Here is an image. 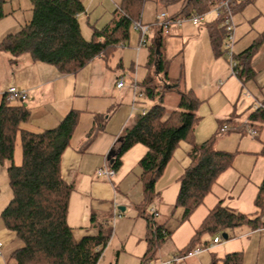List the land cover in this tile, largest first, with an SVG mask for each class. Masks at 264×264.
<instances>
[{
	"label": "trees",
	"instance_id": "obj_1",
	"mask_svg": "<svg viewBox=\"0 0 264 264\" xmlns=\"http://www.w3.org/2000/svg\"><path fill=\"white\" fill-rule=\"evenodd\" d=\"M8 1L11 0H0V19L6 16L4 5ZM32 1V18L19 32L10 33L1 41L0 51L8 52L12 63H17L21 55L28 54L32 60L52 64L63 73H76L97 57L109 60L120 43L129 39L134 23L141 22L146 0H122L112 20L103 28H95L90 39L85 38L79 21L80 14L86 11L81 0ZM219 1L187 0L179 12L170 15V18H188L196 13L208 12ZM221 22L218 18L210 29L212 48L217 55L224 54L226 41ZM262 44L264 31L247 49L235 55L237 74L242 82L254 76L250 63ZM162 55V50L160 55L156 54L153 41L149 68L157 75L159 83L149 78L141 85L140 93L154 103L145 113L141 111L134 115L131 125L124 129L118 147L109 154L110 166L118 171L122 166V157L133 146L141 144L147 148L138 162L143 197L135 205L138 214L147 222V251L143 263L155 260V253L171 235L165 223L157 222L148 208L157 195L156 182L163 175L180 142L191 144V164L179 178L180 190L174 205L175 208L184 209L183 222L204 203L219 176L232 166L235 156L233 152L216 148L217 135L201 144L196 142L195 130L201 118L197 110L201 101L192 91H180L177 107L167 112L164 99L167 90L173 87ZM261 103V107L252 109L247 122H241L225 133L246 131L248 126L262 128L264 101ZM29 116L30 109L26 104L12 103L4 96L0 104V162H10L8 174L12 197L1 217L6 227L15 231L24 243L23 247L12 253L10 259L14 264H98L112 237V227L102 226L97 235L77 240L67 221L75 185L64 180L61 163L78 125L80 113L72 110L57 127L41 131L23 127ZM233 122L234 118L221 121L218 133L222 132L224 124ZM104 124V120H96V125L83 142L82 150L104 129ZM17 140L22 149L20 164L14 161ZM261 155L264 156V144ZM254 204L258 210L254 216H250L218 202L209 210L188 244L177 254L209 246V241L202 240L205 234L216 236L217 233H226L229 240L232 238L230 231L242 226L248 227L250 232L264 229V178L258 185ZM211 264H244V253L235 251L223 257L213 256Z\"/></svg>",
	"mask_w": 264,
	"mask_h": 264
},
{
	"label": "crops",
	"instance_id": "obj_2",
	"mask_svg": "<svg viewBox=\"0 0 264 264\" xmlns=\"http://www.w3.org/2000/svg\"><path fill=\"white\" fill-rule=\"evenodd\" d=\"M81 1L86 11L80 14L79 21L82 16H86L89 20L87 23L93 31L95 28L100 29L106 26L114 17V11L122 3V0ZM184 2V0H160L163 5L173 6L174 9L170 14L166 10H162V12L166 11L169 15H175L179 12ZM95 4L97 12L91 10ZM249 7H255L257 10L253 16H250L247 11ZM4 11L6 16L0 19V43L8 34L19 32L29 22L33 15V1H8L4 5ZM160 13L156 11L154 18L148 22L143 20L142 13L141 22L153 24ZM233 13L234 17L237 16L239 19V22L236 23L237 42L235 46V55H238L252 44L259 33L264 31V0L241 1L240 4L238 3L234 7ZM216 20L207 23V30L199 27L202 23L196 25L194 23L183 24V22L164 29L162 53L165 50L166 56L162 55V57L166 72L170 78V85L173 87L172 89L192 91L201 101L198 110L202 106L203 108H205V105L209 106L212 124L209 127L204 126V129L195 130L196 142H201V140H198L200 137H208L204 138V142L211 135H217L216 148L229 152L231 150L228 148L217 147V142L220 144L226 137L219 138V131L218 129L217 131L215 130V123L218 122L220 124L225 119L234 118L232 125L238 126L241 122L247 120L257 102L264 101V44L258 48L251 59L250 64L255 72L254 76L250 80L242 82L238 74H230L228 62L225 59L226 41H224L223 46L224 54L217 55L212 48L210 29ZM221 25L223 26L222 22ZM133 26L129 39L120 43L109 60L106 61L101 57H97L76 73H63L52 64L32 60L28 54L21 55L13 66L10 61V54L0 51V71L3 81L0 83V104L9 87L15 86L24 90L26 92L24 102L19 100L11 101L12 103H24L30 109L29 119L23 124L24 128L31 131L55 128L70 111L76 110L80 113L78 125L71 138L70 145L62 155L61 163L64 180L75 185V190L70 197L67 221L77 240L85 236L97 235L102 226L110 227V223L113 221L117 223L115 219L117 215H119V220L120 218L122 219L121 224L129 225V222L125 219L127 218L125 212L128 211V208L136 209L135 205L143 197L142 184L139 181L140 169L138 162L147 152V148L144 145L137 144L124 154L122 166L118 171H115L113 178L106 179L97 176L99 168L105 164L110 165V152L118 147V141L124 129L131 125L134 120L136 96L140 94L141 85L149 78L153 81L156 79L152 76V71L149 68L151 45L148 43L146 46L139 48L140 31ZM167 35L170 37L166 38ZM171 45H178L177 50L172 52L170 49ZM133 53H136L137 62L139 60V63H136V67L131 63L128 71L124 60L128 57L131 58ZM120 67L122 72H120ZM208 74L211 77L209 80H207ZM203 76H206V78H202ZM120 78L124 79L122 88L117 87V81ZM169 94H172V92L166 93L165 98ZM176 95L179 96L176 103L177 107L180 95L178 93ZM165 106L168 113L172 111L167 108L166 104ZM143 109L146 110V108ZM106 113L110 114L104 117ZM200 117L198 128L201 127L200 123L204 115ZM99 118H102V121L104 120V129L99 132L86 149L82 150L83 142ZM87 119L86 128L80 132L81 123L83 124ZM237 132L239 133V131ZM240 132L242 134L245 133L244 131ZM259 132L262 135L264 126L259 129ZM239 140L242 141V137ZM263 144L264 141L261 142L260 151ZM190 149L191 144L189 142H180L163 175L156 182L157 195L151 207H154L158 213L155 220L162 224L165 223L166 229L171 232L167 241L173 238L174 234L184 223L182 221L184 209L182 207L175 208L174 205L180 190L179 178L191 164ZM133 158L136 161L134 167L139 169V174L136 176L137 182L141 185V196L137 202L129 201L128 199L132 185V181L128 177L132 173V169L128 172L127 169L130 166H126L125 162H130ZM20 160H22V157ZM14 161L17 163L16 148ZM9 165V161L0 162V242L2 243L0 264H14L10 259L11 255L14 251L23 247L24 244L15 231L6 227L1 217L3 210L12 197L8 174ZM227 172L219 176L209 194H212L217 199L214 206L221 201L223 205L242 212L245 200L241 195L237 199L229 196L230 202H227L226 198H222L226 188L223 182L224 179L222 180L221 177H224ZM121 188L126 195L127 202L125 204L118 203V195ZM209 194L206 199L209 198ZM253 195L252 200L256 194ZM120 207H125V209L121 210L119 209ZM118 209L119 214H117ZM136 213L139 216L137 211ZM142 218L145 219L144 217ZM145 227V232H147L146 219ZM112 230L113 235V227ZM263 233L264 229H259L248 231L244 235L246 237L251 236V242L255 240L258 234L259 239L263 238ZM191 237L188 238L186 245ZM144 242L145 246L142 248V253L133 264H143L142 260L147 251L145 237ZM162 246L155 253V260L152 262L166 260V258L158 256ZM183 247L177 248L170 256L176 255ZM117 251L116 264L120 255V250ZM110 264L112 263L110 262ZM192 264L198 263L195 260ZM244 264H247L245 258Z\"/></svg>",
	"mask_w": 264,
	"mask_h": 264
},
{
	"label": "rangeland",
	"instance_id": "obj_3",
	"mask_svg": "<svg viewBox=\"0 0 264 264\" xmlns=\"http://www.w3.org/2000/svg\"><path fill=\"white\" fill-rule=\"evenodd\" d=\"M30 1L32 2V0ZM184 1L186 2L187 0H184ZM143 6L144 7H143L142 15H143V20L145 22L152 20L154 18L153 16L156 11L159 13L160 12L162 13V10H166L169 12V14L170 12L174 11L173 6H165L162 3H160V0H147ZM212 8L209 9L211 11L206 13L205 19L203 20V22H201L202 24L199 26L200 28L204 30H207V23L211 22L212 20H216L218 17L216 12L212 10ZM91 10L93 12L98 11L96 4L93 6V8H91ZM247 11L249 12L250 16H253V14L257 12L255 7H249ZM200 13H205V12H200ZM87 21L89 20L86 16H82L80 18V23H81L83 34L86 39H90L92 36L93 29L88 25ZM237 22H239V19L237 16H235L234 23L236 24ZM184 23L193 24V22L190 19H186L185 21H183V24ZM144 24H148V23H144ZM176 24L177 23H173L170 26L172 27ZM159 28L160 27H158V29ZM156 30L157 29L155 27H152L151 32L148 35L147 41L148 43H150V45H152ZM168 37L170 36L167 35L166 38ZM177 47L178 45H173V46L171 45L170 49L173 52L174 50L175 51L177 50L176 49ZM1 53L5 54L4 52H1ZM163 55L164 57L166 56L165 50L163 51ZM225 59L228 62L230 74H232V66H231L230 59L227 55ZM124 62H125L126 69L129 71L130 64L133 63L136 67V65L139 63V60L137 62L136 53H133L131 58L130 57L126 58ZM15 64L16 63H13V66ZM0 68H1V64H0ZM120 72H122L121 67H120ZM209 75L210 74H208L207 76V80L211 79ZM152 76L156 78L153 82L156 84L159 83L158 77L155 75V73L153 74V71H152ZM202 78L205 79L206 76H203ZM2 82H3L2 73L0 71V83ZM169 91H171L172 94H169L168 96H166V98L164 99V102L167 105L168 109L174 110L176 107L177 99L179 97L178 95H176V93L179 94L180 91L168 89L167 93ZM153 103L154 101L152 99H149L140 94L137 95L136 104H135V113L141 112L143 108H146V109L149 108ZM204 107L205 108H203L202 106V108L198 110L199 115L200 114L204 115V118L202 119L200 123L201 127L199 128L197 127L196 130L200 128L204 129V126L209 127V125L212 124L210 110L208 108L209 106L205 105ZM109 114L110 113L104 114V117H107ZM99 120L102 122V118H99ZM217 123H215L216 124L215 130L217 131L218 129L219 131V123L218 124ZM87 124H88V119L85 120L83 124L81 123L79 131L80 132L83 131L86 128ZM229 125L232 126V124H229ZM244 132L246 133V134L243 133L244 136L242 132H239V133L232 132L230 134L223 133V132L218 133L219 138H222V137H226V138L223 142H220V144L217 142V147L219 148L225 147L231 150L229 152L235 153L232 166L226 170L228 172L225 174V176L224 177L222 176L223 178L221 177L222 180L224 179L223 182L225 183L224 186L226 188V192H224V196L222 198H226L227 202H230L229 201L230 197L237 199L241 195V197L245 200V202L243 203L242 212L250 216H254L258 209L256 208L254 204V199L252 200L253 198L252 195L257 194L256 193L258 190L257 185H259L264 178V156L261 155V151H260L261 142L264 141V132L262 133V135H260V132H259L257 137H253L249 135L246 131ZM241 137H242V141L239 140ZM204 138H208V137H204ZM204 138L200 137V139L198 140H201V142H198V143L201 144L203 140H205ZM21 157H22L21 143L18 140V144L16 145L17 164L21 163V160H20ZM134 160L135 159L133 158L131 159L130 162L126 161L127 163L125 162V165L130 166V168L127 169L128 172L129 170L132 169V173L128 177V179L132 181L131 190L129 191L128 199L129 201L137 202L139 201L140 196H141V185L140 183L137 182L136 176L139 174V169L137 167H134L135 162H136ZM123 192L124 190L121 188L119 195H118L119 197L118 203L121 202L125 204L127 202V199H126L125 193ZM216 201H217L216 197L213 196L212 194H209V198L205 200V203L199 206L193 212L192 216L183 223L182 227L174 234L173 238L165 242V244L162 246V248L158 252V256L169 259L171 258L170 255L172 254V252H174L177 248H181L184 245H186L188 238H190L193 235L195 229L199 227V225L203 221L208 211L211 208H213ZM150 208L151 207L148 208L149 213H151ZM134 210L132 208L130 209L128 208V211L125 212L127 216V218L125 219L127 220V222H129V225L121 224L122 219L120 218L119 220V215L115 217L117 223H115L114 221L110 223L114 229V232H113V235L107 247L104 250L105 253L103 252L102 257L100 258V261L98 264H110V262L112 264H116L117 252H118L117 250H120V255H119L117 264H133V262H136V259L142 253V248H144L145 246L144 237L146 233L145 232L146 227H145V219H143L142 217H139L140 215L139 216L137 215L136 213L137 209H134ZM119 213L120 212L118 209L117 214ZM248 231L250 230L246 226L236 228L230 231V235L232 236V238L229 240L224 239V237L222 236V233H217L216 235L220 236L221 238V243L214 245V247H212L211 250H208L202 253L197 258H193V257L188 258L186 260V263L192 264L193 261L196 260L198 264H211L213 256L223 257L225 254L229 252L242 251L244 253V258L246 259L247 264H250V263L251 264H255V263L264 264V237L259 239V234H258L255 237V240H252L250 242L251 236L246 237V235H244ZM262 235H264V233ZM214 237L215 236L211 234H205L203 235L202 240L209 241L211 243ZM122 246H123V249H122Z\"/></svg>",
	"mask_w": 264,
	"mask_h": 264
},
{
	"label": "built area",
	"instance_id": "obj_4",
	"mask_svg": "<svg viewBox=\"0 0 264 264\" xmlns=\"http://www.w3.org/2000/svg\"><path fill=\"white\" fill-rule=\"evenodd\" d=\"M241 1L243 0H221L218 4H216L212 8V10L216 12L218 18L222 20V24L225 28V32H226L225 53L230 59L232 66V74H237V62L235 61V44L237 42V36H236L237 27L236 24L234 23L233 6L240 3ZM206 13L207 12L196 13L188 18L178 17L176 19H171L168 13L162 12L157 16L156 21L153 24H144L141 22L134 23V27L140 31L139 48L147 45L148 43L147 38L153 26L160 27L164 30V29H168L171 24L173 23L180 24L186 19H190L194 24L198 25L201 22H203V20L205 19ZM123 85H124V79L123 78L118 79L117 87L122 88ZM140 95H142V93H140ZM5 96L9 101L19 100L21 102H24L26 98V92L24 90L18 89L15 86H11L7 89ZM261 106L262 103L257 102L254 105V109H257ZM145 111H146L145 109L142 110L143 113H145ZM245 122H247V120ZM233 127L236 126L235 125L230 126L229 124H224L221 127V131L227 132ZM246 132L253 137H257V135L259 134V129L248 126ZM115 173H116L115 170L108 164H105L103 167L97 170V176L106 179L113 178ZM150 209H151V213L154 215V217H156L158 214L156 209L154 207H151ZM219 243H221V238L220 236L216 235L213 238V241L207 247H197L186 254H181V255L176 254L166 260H160L155 262H144L143 264H186V260L188 258L198 256L208 250H211L212 247H214V245ZM1 251H2V243L0 242V253Z\"/></svg>",
	"mask_w": 264,
	"mask_h": 264
},
{
	"label": "water",
	"instance_id": "obj_5",
	"mask_svg": "<svg viewBox=\"0 0 264 264\" xmlns=\"http://www.w3.org/2000/svg\"><path fill=\"white\" fill-rule=\"evenodd\" d=\"M162 38H163V29L159 28L155 34V39H154V43H155V47H156V54L160 55L161 54V50H162ZM112 162V160H111ZM119 209L124 210L125 207H120ZM224 237V239H228V235L226 233H223L222 235Z\"/></svg>",
	"mask_w": 264,
	"mask_h": 264
}]
</instances>
